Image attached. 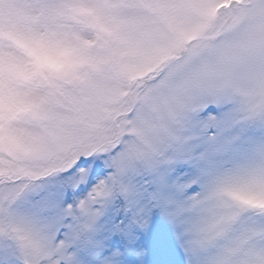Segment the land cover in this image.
<instances>
[{
    "label": "snow or ice",
    "instance_id": "6c2138e0",
    "mask_svg": "<svg viewBox=\"0 0 264 264\" xmlns=\"http://www.w3.org/2000/svg\"><path fill=\"white\" fill-rule=\"evenodd\" d=\"M0 264H264V0H0Z\"/></svg>",
    "mask_w": 264,
    "mask_h": 264
}]
</instances>
